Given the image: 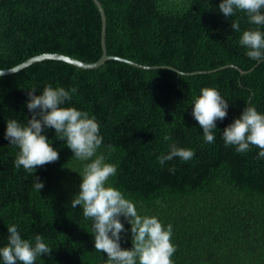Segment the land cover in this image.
Masks as SVG:
<instances>
[{
  "label": "trees",
  "instance_id": "trees-1",
  "mask_svg": "<svg viewBox=\"0 0 264 264\" xmlns=\"http://www.w3.org/2000/svg\"><path fill=\"white\" fill-rule=\"evenodd\" d=\"M100 2L108 54L159 67L110 59L86 69L47 59L0 76V247L7 245L8 227L16 225L22 239L34 245L40 235L52 249L35 264H106L107 254L95 250L92 221L71 204L83 165L91 161L73 158L66 141L45 128L59 159L30 174L14 166L20 150L5 138L8 120L26 125L32 116L28 92L41 95L51 85L76 88L62 107L87 112L99 124L97 155L117 169L108 185L133 201L138 214L172 225L173 264H264V158L255 146L238 153L222 139L245 107L264 114V60L249 58L239 42L245 30L264 33V25L250 23L239 10L226 18L219 11L222 0ZM235 21L239 31L231 28ZM101 39L94 0H0V69L46 52L94 62L103 55ZM205 87L228 103L212 143L192 114ZM173 144L193 151V158L161 165L158 158ZM35 177L43 182L40 192ZM120 221L126 230L120 246L130 250L131 225L123 216Z\"/></svg>",
  "mask_w": 264,
  "mask_h": 264
},
{
  "label": "clouds",
  "instance_id": "clouds-1",
  "mask_svg": "<svg viewBox=\"0 0 264 264\" xmlns=\"http://www.w3.org/2000/svg\"><path fill=\"white\" fill-rule=\"evenodd\" d=\"M262 9L264 0H222L219 4V11L226 18L239 10L246 13L249 22L255 25H264ZM231 28L239 31V22H233ZM239 42L248 49L249 58L264 60V33L259 29L245 30ZM76 91V88L65 90L48 85L41 95H35V89L28 92L27 108L32 116L27 124L21 125L15 119L7 121L5 138L20 150L14 166L17 169L22 166L33 174L37 166L57 161L58 152L42 134L45 128L54 129L56 137L66 141V146L74 153L73 158L91 161L83 165L82 183L71 204L73 208L80 205L82 215L92 221L95 250L107 254L106 264H173L171 257L176 247L171 242L172 225L165 228L158 218L138 214L133 201L108 185L109 178L116 174L117 169L115 165L106 163L103 155H97L103 137L95 117L90 118L87 112L75 107H62ZM227 108V101L214 88H202L199 97L195 98L192 114L202 127L206 142L215 141L213 130L216 129V121L227 116ZM222 139L226 146H235L238 153H245L250 146H255L260 150L258 158H264V114L255 107H245L241 116L223 130ZM193 156V151L173 144L170 152L158 160L164 165L176 157L188 161ZM43 187V182L35 177V190L40 192ZM121 216L131 225L133 247L130 250L120 246L121 233L126 231L120 221ZM8 232L7 245L0 247L3 264H35L37 257L51 255L52 249L42 236L36 235L33 245L32 241L22 239L16 225L9 226Z\"/></svg>",
  "mask_w": 264,
  "mask_h": 264
},
{
  "label": "water",
  "instance_id": "water-1",
  "mask_svg": "<svg viewBox=\"0 0 264 264\" xmlns=\"http://www.w3.org/2000/svg\"><path fill=\"white\" fill-rule=\"evenodd\" d=\"M94 1L99 8V11L101 13V18H102V39L101 40H102L103 55L99 60L94 61V62H86L84 60H81V59H78V58L63 54V53L46 52V53H41V54L32 56V57L28 58L27 60L13 66V67L0 69V76L9 75V74L18 72V71L22 70L23 68H25V67L33 64V63H36V62L42 61V60H47V59H57V60L66 61V62L74 64L78 67L86 68V69L97 68L110 59L125 61V62L132 64V65H136V66L143 67V68H153V67L157 68V67H159V66L143 65V64H140V63L135 62L133 60L123 58L121 56H115V55H109L108 54L107 46H106L107 18H106L105 9H104L102 3L100 2V0H94ZM168 67L176 70L180 74L194 73V72H184V71L179 70L173 66H168ZM195 72H199V71H195Z\"/></svg>",
  "mask_w": 264,
  "mask_h": 264
}]
</instances>
